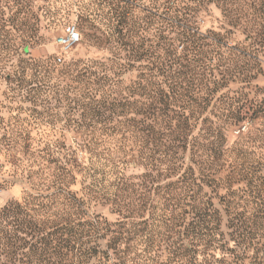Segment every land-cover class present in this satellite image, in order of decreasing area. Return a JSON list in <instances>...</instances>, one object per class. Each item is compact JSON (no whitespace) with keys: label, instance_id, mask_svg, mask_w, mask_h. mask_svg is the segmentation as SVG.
Instances as JSON below:
<instances>
[{"label":"rangeland","instance_id":"374dc122","mask_svg":"<svg viewBox=\"0 0 264 264\" xmlns=\"http://www.w3.org/2000/svg\"><path fill=\"white\" fill-rule=\"evenodd\" d=\"M181 1L197 9L193 27L205 36V43L211 38H222L220 45L198 47L201 53L198 64L205 62V69L199 71V78L203 81L205 78V98L207 78L222 82L226 68L240 72V75L227 80L228 75L227 84L218 87L215 98L211 97L204 103L198 99L201 104L184 96L189 94L187 87L174 89L179 82L177 79H168L161 73L155 82L161 90L176 96L175 108L179 110L180 105L187 107L185 114L194 126L189 140L198 137L202 144V158H194L205 162L201 167H205V172L208 168L213 169L205 192L213 197L217 206H220L221 196L245 204L250 199L247 193L250 181L264 188V0ZM162 2L1 1L0 16L6 22L4 26V21L0 25V37L14 39L20 45L21 55L9 62L0 58V208L10 202H20L32 210L37 224L46 232L60 226L76 232L97 218L113 223L121 217L112 203L120 178L138 189V184H147L152 179L147 175L158 174L155 185L173 191L178 175L165 171L168 163L152 171L139 160L136 151H129L125 164H113L112 160L90 154L85 146L91 138L89 126L100 122L95 116L97 99L112 98L119 92H125L139 80L142 66L156 65V62L159 65L163 57L157 56L164 53L161 50L162 35L168 39L165 42L176 44L173 42L175 28L167 24L163 27L158 18L144 11L145 8H158ZM119 20L125 36L116 33ZM22 22L27 25L22 26ZM20 25L22 30L30 29L31 37L30 32L22 35ZM73 25L79 30L81 40L64 49L57 43V38ZM7 33L8 39L4 38ZM134 47L149 49L153 57L150 54L147 59L127 61L129 50ZM184 49V44L177 46L178 52ZM207 51L212 53L211 60L205 58ZM22 58L30 60V67L38 71L27 69L25 73L19 72ZM99 63L118 72L114 83L100 88L93 84L94 77L88 84V79L76 76L77 70L83 66ZM122 63L127 64L126 68L121 66ZM208 64L210 68L207 69ZM43 67L50 69L49 72ZM177 67L173 68L174 71ZM209 87L212 88L213 84ZM228 97L245 98V106L235 121L226 118L227 111L222 109ZM204 106L205 110L202 109ZM194 109L199 113L192 114ZM239 129L241 132L237 133ZM100 139L106 141L102 148L110 147L112 150H118L121 143H125L121 135L116 134L103 135ZM192 149L190 145L187 150H180V156L185 158L186 167H196L198 174L199 165L192 161ZM126 150H130L129 147ZM123 155L117 152L112 156ZM148 193L153 204L145 215L147 232L152 230V234H156L164 229L163 213L168 207L160 195L154 191ZM131 196L134 197L133 194ZM64 238L67 239L66 236ZM142 238L139 236L132 242L133 251L129 256L134 261L127 264H154L152 252H144L146 243ZM68 239L69 246L63 254H53L51 263L58 264L62 256L68 264L115 263L112 254L110 260L104 259L99 263L101 257L95 249H106L107 239L96 236ZM55 243L52 240V244ZM79 243L85 244L82 254L74 248ZM7 260L5 255L1 256L3 264ZM40 264L47 263L43 261Z\"/></svg>","mask_w":264,"mask_h":264},{"label":"trees","instance_id":"16d2710c","mask_svg":"<svg viewBox=\"0 0 264 264\" xmlns=\"http://www.w3.org/2000/svg\"><path fill=\"white\" fill-rule=\"evenodd\" d=\"M17 3L21 5L20 1ZM159 5L162 9L159 6L153 9L145 8L144 11L158 18L163 27L167 24L175 28L176 36L173 42L176 44L167 41V45L165 40L168 39L162 35L161 50L164 53L157 56V58L163 57L159 65L156 62V65L152 63L153 66H142L139 80L126 88L125 92H119L112 98L97 99L98 107L95 109V116L100 119V122L89 126L91 138L86 141L85 146L90 154L112 160L113 164H125L129 151H136L139 160L152 171H157L168 163L165 171L178 175L173 191L169 192L167 187L155 185L158 174L157 176L147 175L152 179L147 184L146 182L138 184V189L135 185L132 188L133 184L120 178L112 203L121 217L113 223L97 218L90 221L87 227L76 232L66 226L55 227L46 232L37 224L32 210L27 205L10 202L0 208V264H3L2 255L8 258L5 264L16 262L40 264L43 261L50 264L53 254L61 255L69 246L68 238L83 239L91 236L107 239L106 249L99 251L95 249L101 257L99 263L104 259L110 260L111 254L115 256L114 264L133 262L134 260L129 256L133 251L132 242L140 236L146 243L144 252H152L151 260L154 264H264V188L250 181L247 191L250 199L246 200L249 202L242 204L227 199V196H221L220 206H217L213 197L205 192L206 182L209 181L213 169L208 168L205 172V167L201 168L205 166V162L194 158L196 156L202 158L200 154L202 144L198 137H192L189 140V133L194 126L190 124V118L185 114L187 107L180 105L179 110L175 108L176 96L164 92L155 82L157 75L161 73L163 76L167 75L168 79L174 81L177 79L179 82H176L174 89L187 87L189 94L184 96L201 104L197 102L198 99L202 103L209 101V98L218 91V87H224L229 78H236L240 72L226 68L222 82L207 78L208 93L205 98V78L204 81L199 78V71L205 69V62L203 65L198 64L201 54L198 52L200 51L198 47L210 48L209 46L213 44L220 45L222 38H211L210 42L205 43V36L200 35L193 27L197 9L191 4L181 0H163ZM20 10L22 11L23 8ZM0 13H2L1 9ZM5 22L0 16V25L2 23L4 26ZM25 24L27 25L22 22L21 25L25 26ZM120 24L121 20L115 29L116 33L119 36H125L124 28ZM21 25L19 29L22 35L30 32L31 37L30 29L22 30ZM8 34L4 38L8 39ZM179 44L185 46L181 52L177 51ZM19 46L14 39L5 40L0 37V58L4 62H9L17 55L20 56ZM171 46L173 47L170 48ZM129 52L131 53L126 58L129 62L147 59L150 54L153 57L147 48L130 49ZM204 55L208 60L212 53L207 51ZM20 63L19 72L25 73L27 69H35L30 67L32 63L28 59L22 58ZM224 63L223 60L222 64ZM126 65L121 64L124 68ZM176 65L178 67L174 71L173 68ZM208 68H210L209 64ZM44 70L49 72L50 69L44 68ZM117 74L118 72L113 68L99 63V65L83 66L77 70L76 76L88 79V84L92 83L89 80L94 77L93 84L101 88L108 83H114ZM212 76L211 72L210 77ZM211 84H213L212 88L209 87ZM203 90L204 94L201 95ZM173 93L177 92L173 90ZM158 95H160L159 98ZM234 99L228 97L222 108L227 111L226 118L233 121L240 117V111L246 103L243 97ZM202 109L205 110V106ZM196 113L199 111L192 110V114ZM115 134L121 135L125 143L122 142L118 150H112L110 147L102 148L106 141L101 140V136ZM128 142L131 143L128 144ZM190 145L194 150L192 161L199 165L198 174L196 167L191 165L186 167L185 158L180 156V150L185 151ZM127 147L130 150L127 151ZM117 152L124 155L114 158L112 155ZM151 191L160 195L164 205L168 207L163 213L164 229L156 234H152V230L147 232L148 219L145 218L153 204V198L148 193ZM132 194L134 197L131 196ZM65 236L67 239L64 238ZM28 237L35 240L30 241ZM52 240L56 243L52 244ZM84 245L79 243L74 248H78L82 254ZM51 264L56 262L53 261ZM58 264L68 263L62 256Z\"/></svg>","mask_w":264,"mask_h":264},{"label":"built area","instance_id":"2783aa9c","mask_svg":"<svg viewBox=\"0 0 264 264\" xmlns=\"http://www.w3.org/2000/svg\"><path fill=\"white\" fill-rule=\"evenodd\" d=\"M81 35L79 31L77 30L76 26H69L65 33L60 35L57 38V43L64 49H68L74 44L80 42ZM243 129V128H242ZM241 132V129L237 131V133Z\"/></svg>","mask_w":264,"mask_h":264}]
</instances>
